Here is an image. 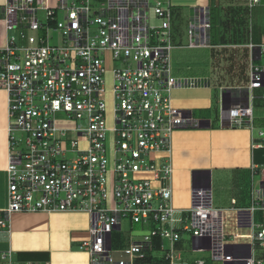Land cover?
<instances>
[{
    "label": "built area",
    "instance_id": "1",
    "mask_svg": "<svg viewBox=\"0 0 264 264\" xmlns=\"http://www.w3.org/2000/svg\"><path fill=\"white\" fill-rule=\"evenodd\" d=\"M261 5L249 0L247 7ZM175 6L171 0H9L0 7L6 33L0 88L8 93L10 117L8 207L0 211V232L14 213H86L90 239L81 250L89 253L90 264H153L157 247L166 264H207L183 261L177 245L185 235L193 252L209 251L223 264H264L254 248L258 243L264 249L263 225L252 220L249 246L230 240L223 212L212 206L205 186L194 188L184 218L173 206L172 138L198 126L173 103L175 89L197 81L173 74ZM211 29L210 8L195 7L188 47L211 48ZM248 48L249 85L231 89L221 127L249 130L255 150L264 148V129L254 135L253 95L263 90L264 102V35ZM107 74L113 81L111 111ZM253 169L259 188L252 193V216L264 212V169ZM124 221L151 230L126 249L113 250V234ZM150 252L155 259L146 262ZM0 264L39 263L0 251Z\"/></svg>",
    "mask_w": 264,
    "mask_h": 264
},
{
    "label": "crops",
    "instance_id": "2",
    "mask_svg": "<svg viewBox=\"0 0 264 264\" xmlns=\"http://www.w3.org/2000/svg\"><path fill=\"white\" fill-rule=\"evenodd\" d=\"M8 1L0 0V7ZM251 43L253 42L238 45L221 43L214 45L218 50L215 55L219 57L220 62L222 61L220 65L223 67L224 60H229L233 52L238 54V50H250L248 46ZM5 44L6 33L0 23V47ZM235 54L233 55L236 67ZM234 56H232V60H234ZM242 59H244L243 56ZM231 69V72L224 70L225 73L231 75L230 77L233 74ZM195 80H197L196 85L189 87L187 91L182 88L174 90L173 103L176 107L191 112L195 121H209L210 126L204 128L196 126L179 130L173 135L170 154L174 168L171 180L172 203L176 210L183 212L184 215L192 207L194 188L210 186L208 189L212 195L213 174L218 171L229 172L231 175L228 187L230 197L227 195L226 205L214 208L223 212V227L228 238L249 246L251 244L252 220L256 221L257 217V214L252 216L249 211L252 204V193L255 190L253 182L257 177H253V168L261 166L254 161L252 135L247 129L222 128L220 118L219 121L209 120L207 113L215 108L211 84L207 82V79H203V82L202 79ZM232 81L233 79L229 82ZM225 82L218 83L221 91L220 103H222L223 91H231L236 87L229 85L228 80ZM228 101L227 98L226 105ZM222 109L221 104L218 113L220 116ZM9 126L8 93L0 88V211L8 207V174L6 170L10 152ZM90 228L91 217L86 213H14L10 217L8 228L0 232V250L12 251L20 262L90 264L89 253L81 250L82 244L90 239ZM184 240L186 239L184 238ZM24 254L37 255V259L35 261L21 260ZM207 264L211 263L208 261Z\"/></svg>",
    "mask_w": 264,
    "mask_h": 264
},
{
    "label": "rangeland",
    "instance_id": "3",
    "mask_svg": "<svg viewBox=\"0 0 264 264\" xmlns=\"http://www.w3.org/2000/svg\"><path fill=\"white\" fill-rule=\"evenodd\" d=\"M172 3H175L176 7L173 8V20H172V44L175 48L171 51V65L173 69V74L177 79H207V82L211 84V92L214 94L215 98V109H212L210 113H207L208 119L213 121L218 120L221 116L219 113L221 104L219 102L221 91L219 89L220 81H227L233 79L232 82H229V85H233L236 87H244L246 88L249 85V68L251 64V55L250 50L242 51L238 50L237 53H232L236 55V67L234 64V60H232V56L229 57V60L225 59V65L222 67L219 61V57L215 54L218 50L214 47L215 45V35L220 34L223 35L225 30V26H221L222 19L224 18L225 9L231 5L235 7H240L238 16L239 19L244 20L246 23L245 28H247V37L249 43L251 42V38L253 36L257 37L259 35H264V6L261 5L256 7L253 10H250L248 6L249 0H171ZM264 4V3H263ZM195 5V6H194ZM195 7H206L210 8L211 12V22L213 29L211 31V48H188L190 44V37L188 34V25L191 21H194L195 17ZM224 7V8H223ZM233 10V9H232ZM60 18H62V14H60ZM225 21V20H224ZM151 22L153 24H159L160 21L154 18L153 14H151ZM240 28L242 26L240 25ZM235 28L232 27V31ZM61 39V37L59 38ZM262 42V41H261ZM259 42L258 44H260ZM229 49H231L229 47ZM240 49V47H239ZM242 56L244 59H242ZM264 65V59L260 62ZM118 65H121L120 63ZM235 67V71H234ZM107 68L112 70V63L107 64ZM232 68V77L224 72V70L230 71ZM223 69V70H222ZM234 71V72H233ZM231 72V71H230ZM224 73V74H223ZM221 74H223L221 76ZM230 74V73H229ZM231 78V79H230ZM106 80V96L105 99L108 101L109 111L112 109L113 105V97H112V89H113V81L112 74H107L105 76ZM226 83V82H225ZM210 86V85H209ZM182 90L187 91L189 87H181ZM192 90V89H191ZM175 91L172 93V97L175 95ZM262 93L263 90H255L253 95L255 97L254 102V113H255V126L254 135L258 136L260 129H264V102L262 101ZM220 107V108H219ZM111 114H109V117ZM198 117V115H197ZM197 119V118H196ZM70 122V123H69ZM69 124L73 125L77 122L74 120L68 121ZM254 161L261 165V168L264 169V148H258L254 150ZM212 195H213V207H218L221 205H226L227 203V195L230 197V192L228 190L231 175L229 172L218 171L213 174L212 177ZM254 188H259V177L257 176L254 179ZM164 186L168 187L169 183L165 182ZM110 203H112V197H109ZM178 217L184 218V215L178 214ZM257 224H262L264 227V212H258L256 221ZM151 227L146 225H137L131 224L128 221L123 222V228L121 232H114L113 234V250L119 249L124 250L130 246L131 241L133 239L137 241L141 239V234L147 233ZM135 233V237H132V233ZM243 233V232H241ZM132 238V239H130ZM184 238L186 240L180 242L177 245V253H181L183 261H194L198 259H206L211 264H222L221 261H215L211 258V252H193L192 250V240L190 235H185ZM255 256L257 260H264V249L259 246L258 243L255 244ZM79 250V247H77ZM75 251H77L74 248ZM2 251V250H0ZM164 251H157L155 255L157 257H161L164 255ZM140 263V262H137Z\"/></svg>",
    "mask_w": 264,
    "mask_h": 264
},
{
    "label": "trees",
    "instance_id": "4",
    "mask_svg": "<svg viewBox=\"0 0 264 264\" xmlns=\"http://www.w3.org/2000/svg\"><path fill=\"white\" fill-rule=\"evenodd\" d=\"M263 3H264V0H262V5L264 6ZM239 11H241L240 7H235V6H229L225 9L224 18L222 19L223 21L220 25V27L225 26V30L223 32V35H220V34L215 35V40H214L215 45L220 44V43L238 45V44H247L249 42L248 37H247L248 31H247V28H245L244 26L246 25V23L244 22V20L239 19V16H238ZM240 25L242 26V28H240ZM232 27L235 28L234 31H232ZM212 29H213V26H212ZM261 37L262 36L259 37V35L257 37L253 36L251 38V42H253V44H258L259 42H261ZM214 109L216 110L215 112H217V109L216 108ZM157 251H159L158 247L156 248V252ZM164 257H161L160 259L156 257L155 259L153 256V253L150 252L146 262L154 258L155 262H153V264H166ZM36 259H37V255H31V254H24L21 257V260H27V261H35Z\"/></svg>",
    "mask_w": 264,
    "mask_h": 264
},
{
    "label": "water",
    "instance_id": "5",
    "mask_svg": "<svg viewBox=\"0 0 264 264\" xmlns=\"http://www.w3.org/2000/svg\"><path fill=\"white\" fill-rule=\"evenodd\" d=\"M230 92H231L230 90H225L222 93V108H223L222 110L223 111H226L227 110L226 99L228 98ZM189 114H191V112H189ZM224 115H225V112L223 113V117H224ZM198 126L200 128L209 127L210 126L209 125V121H205V120L200 121V122H198ZM228 127H229L228 125L222 123V128H228Z\"/></svg>",
    "mask_w": 264,
    "mask_h": 264
}]
</instances>
